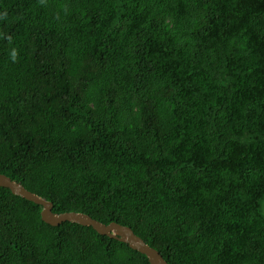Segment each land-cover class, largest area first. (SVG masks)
I'll list each match as a JSON object with an SVG mask.
<instances>
[{
    "label": "trees",
    "instance_id": "trees-1",
    "mask_svg": "<svg viewBox=\"0 0 264 264\" xmlns=\"http://www.w3.org/2000/svg\"><path fill=\"white\" fill-rule=\"evenodd\" d=\"M0 173L169 264H264V0H0ZM41 209L0 187V264H151Z\"/></svg>",
    "mask_w": 264,
    "mask_h": 264
},
{
    "label": "water",
    "instance_id": "water-1",
    "mask_svg": "<svg viewBox=\"0 0 264 264\" xmlns=\"http://www.w3.org/2000/svg\"><path fill=\"white\" fill-rule=\"evenodd\" d=\"M0 187L9 188L13 194L40 205L42 207L41 219L48 224L57 226L70 221L92 227L100 235L124 242L132 249L146 255L151 264H169L156 248L150 246L143 238L138 236L130 226L115 221L105 223L84 212H54L52 201L28 190L23 184L3 173H0Z\"/></svg>",
    "mask_w": 264,
    "mask_h": 264
},
{
    "label": "rangeland",
    "instance_id": "rangeland-1",
    "mask_svg": "<svg viewBox=\"0 0 264 264\" xmlns=\"http://www.w3.org/2000/svg\"><path fill=\"white\" fill-rule=\"evenodd\" d=\"M261 210H262V213L264 215V198L261 201Z\"/></svg>",
    "mask_w": 264,
    "mask_h": 264
},
{
    "label": "clouds",
    "instance_id": "clouds-1",
    "mask_svg": "<svg viewBox=\"0 0 264 264\" xmlns=\"http://www.w3.org/2000/svg\"><path fill=\"white\" fill-rule=\"evenodd\" d=\"M15 51H13V53H12V58H13V60L15 59Z\"/></svg>",
    "mask_w": 264,
    "mask_h": 264
},
{
    "label": "bare ground",
    "instance_id": "bare-ground-1",
    "mask_svg": "<svg viewBox=\"0 0 264 264\" xmlns=\"http://www.w3.org/2000/svg\"><path fill=\"white\" fill-rule=\"evenodd\" d=\"M70 222V221H69ZM73 223H75V222H73ZM78 224V223H77ZM83 226V225H82ZM88 227V226H87Z\"/></svg>",
    "mask_w": 264,
    "mask_h": 264
}]
</instances>
